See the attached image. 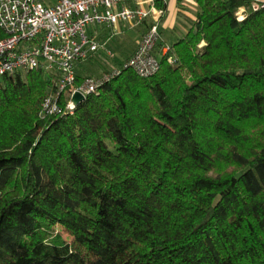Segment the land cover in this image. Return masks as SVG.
<instances>
[{"label":"trees","instance_id":"trees-1","mask_svg":"<svg viewBox=\"0 0 264 264\" xmlns=\"http://www.w3.org/2000/svg\"><path fill=\"white\" fill-rule=\"evenodd\" d=\"M197 3L174 64L72 114L42 68L0 79V264H264V7Z\"/></svg>","mask_w":264,"mask_h":264},{"label":"built area","instance_id":"built-area-1","mask_svg":"<svg viewBox=\"0 0 264 264\" xmlns=\"http://www.w3.org/2000/svg\"><path fill=\"white\" fill-rule=\"evenodd\" d=\"M158 1L166 0H57L54 5L44 0H0V30L5 34L0 40V79L42 68L51 78L53 92L43 101L41 116L72 114L74 93L87 99L121 72L120 67L98 79L78 76L77 68L99 51L112 59L105 44L89 34V27L116 29L123 22L135 28L149 19L150 29L122 67L151 78L160 71L154 53L161 41L164 9L156 7ZM171 50L165 45L162 56L174 64Z\"/></svg>","mask_w":264,"mask_h":264},{"label":"crops","instance_id":"crops-1","mask_svg":"<svg viewBox=\"0 0 264 264\" xmlns=\"http://www.w3.org/2000/svg\"><path fill=\"white\" fill-rule=\"evenodd\" d=\"M252 1L254 2V6H264V0ZM156 7L164 9V15L161 19L159 30L161 34V43L169 47H172L186 36L191 22L196 20V16L199 12L197 0H166L165 3L158 1ZM151 23L152 20L149 19L141 25L131 28L126 23L121 22L116 29L92 26L89 28L88 32L90 35L97 37V40L101 43L117 39L115 35L121 36V38L127 37V35H133L132 37L134 40H132V42L131 40H129V42L126 41L127 43L124 45L123 51L127 50V52L124 58L121 59L122 62L120 61L123 63L134 55L141 38L150 29ZM79 68L80 66L77 68V74ZM78 76L80 75L78 74Z\"/></svg>","mask_w":264,"mask_h":264},{"label":"rangeland","instance_id":"rangeland-1","mask_svg":"<svg viewBox=\"0 0 264 264\" xmlns=\"http://www.w3.org/2000/svg\"><path fill=\"white\" fill-rule=\"evenodd\" d=\"M44 1L46 4H50V5H54L56 3V0H44ZM238 17L241 20L245 17L244 8H242L239 11ZM132 36L133 35H127V37L121 38V36L115 35L117 39L110 40L108 42L107 41L102 42V44H105L107 52H110V54H112V59H110L106 55V53L103 50H101L99 51L98 54L93 56L92 59H90L89 61L85 62L84 64L80 66V68L78 69V74L80 76L93 77L95 79H98V78L103 77L104 75H107L108 72L112 71L113 69L120 68L123 63L128 61V60H125L123 63H121L122 62L121 59L124 58L127 52V50L123 51L124 45L127 42H129V40H131V42L132 40H134ZM57 230L62 234L64 239H66L69 242L72 241V238H70L69 235L64 230H62L59 227L57 228Z\"/></svg>","mask_w":264,"mask_h":264},{"label":"water","instance_id":"water-1","mask_svg":"<svg viewBox=\"0 0 264 264\" xmlns=\"http://www.w3.org/2000/svg\"><path fill=\"white\" fill-rule=\"evenodd\" d=\"M84 101H85V97L80 93L76 92L73 94V97L70 102V106L72 109H76Z\"/></svg>","mask_w":264,"mask_h":264}]
</instances>
